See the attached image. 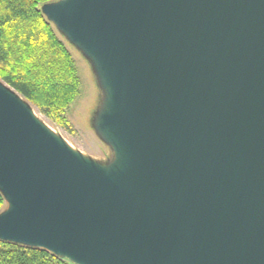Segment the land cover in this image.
I'll use <instances>...</instances> for the list:
<instances>
[{
    "label": "water",
    "instance_id": "1",
    "mask_svg": "<svg viewBox=\"0 0 264 264\" xmlns=\"http://www.w3.org/2000/svg\"><path fill=\"white\" fill-rule=\"evenodd\" d=\"M105 94L102 165L0 80V239L74 264H264V0H57Z\"/></svg>",
    "mask_w": 264,
    "mask_h": 264
},
{
    "label": "trees",
    "instance_id": "2",
    "mask_svg": "<svg viewBox=\"0 0 264 264\" xmlns=\"http://www.w3.org/2000/svg\"><path fill=\"white\" fill-rule=\"evenodd\" d=\"M53 1L0 0V80L64 127L65 111L79 93L80 79L59 30L42 12V6ZM4 206L0 192V212ZM0 264L74 263L42 248L0 239Z\"/></svg>",
    "mask_w": 264,
    "mask_h": 264
},
{
    "label": "rangeland",
    "instance_id": "3",
    "mask_svg": "<svg viewBox=\"0 0 264 264\" xmlns=\"http://www.w3.org/2000/svg\"><path fill=\"white\" fill-rule=\"evenodd\" d=\"M58 34L76 61L80 79L79 93L65 111V123L67 125L64 127L56 125L32 104L29 103V105L35 117L54 134L62 138L72 149L88 159L107 165L113 160L114 152L110 144L100 136L94 126L105 100L100 79L92 60L63 34ZM5 207L6 202L3 209Z\"/></svg>",
    "mask_w": 264,
    "mask_h": 264
}]
</instances>
